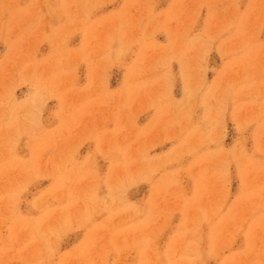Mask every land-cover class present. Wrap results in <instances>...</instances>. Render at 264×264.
<instances>
[{
	"label": "rangeland",
	"instance_id": "374dc122",
	"mask_svg": "<svg viewBox=\"0 0 264 264\" xmlns=\"http://www.w3.org/2000/svg\"><path fill=\"white\" fill-rule=\"evenodd\" d=\"M0 264H264V0H0Z\"/></svg>",
	"mask_w": 264,
	"mask_h": 264
}]
</instances>
